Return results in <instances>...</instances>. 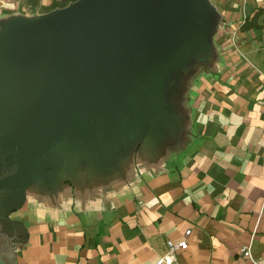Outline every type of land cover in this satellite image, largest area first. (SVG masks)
I'll list each match as a JSON object with an SVG mask.
<instances>
[{
    "label": "crops",
    "instance_id": "1",
    "mask_svg": "<svg viewBox=\"0 0 264 264\" xmlns=\"http://www.w3.org/2000/svg\"><path fill=\"white\" fill-rule=\"evenodd\" d=\"M53 1L0 0V177L32 167L37 128L1 86ZM206 2L204 36L144 73L98 44L92 65L36 74L46 146L32 179L0 188V264H156L188 228L177 264H264V12L240 29L264 0Z\"/></svg>",
    "mask_w": 264,
    "mask_h": 264
},
{
    "label": "water",
    "instance_id": "2",
    "mask_svg": "<svg viewBox=\"0 0 264 264\" xmlns=\"http://www.w3.org/2000/svg\"><path fill=\"white\" fill-rule=\"evenodd\" d=\"M206 9V0H76L34 23L20 59L13 63L16 65L3 64L7 84L1 86L22 93L17 100L21 132L31 125L37 128L35 148L24 146L25 152L32 150L33 163L30 170L21 169L29 156L25 154L26 159L17 161V168L0 177V188L24 184L41 166L51 86L39 79L37 73L57 68L58 73H65L63 68L68 60L76 68L92 65L90 61L97 54L94 48L98 44L110 48L123 71L129 66L139 74L144 73L153 61L166 63L173 54L187 49L192 40L204 36ZM86 48H90L91 58L84 54L78 63L79 52ZM39 54L46 56L47 63L37 61Z\"/></svg>",
    "mask_w": 264,
    "mask_h": 264
},
{
    "label": "built area",
    "instance_id": "3",
    "mask_svg": "<svg viewBox=\"0 0 264 264\" xmlns=\"http://www.w3.org/2000/svg\"><path fill=\"white\" fill-rule=\"evenodd\" d=\"M190 234V229H186L184 231V237L179 240L178 242H173L169 239L165 240V252L159 255L158 259L156 260V264H177L176 262V252L178 250L186 249L188 246L186 237ZM241 253L244 257L250 258V248L249 246H244L241 248Z\"/></svg>",
    "mask_w": 264,
    "mask_h": 264
},
{
    "label": "trees",
    "instance_id": "4",
    "mask_svg": "<svg viewBox=\"0 0 264 264\" xmlns=\"http://www.w3.org/2000/svg\"><path fill=\"white\" fill-rule=\"evenodd\" d=\"M32 4H35L38 0H29ZM76 1V0H56L53 1L52 5L53 7H64L66 5H68L69 3ZM262 12H264V10L262 8H259L251 17H246L241 25H240V29L241 30H247L250 29L252 27H258L259 24L257 23V20L260 16V14H262Z\"/></svg>",
    "mask_w": 264,
    "mask_h": 264
}]
</instances>
